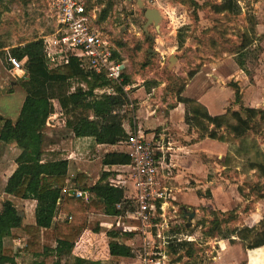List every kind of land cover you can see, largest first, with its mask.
I'll return each mask as SVG.
<instances>
[{
  "label": "rangeland",
  "instance_id": "1",
  "mask_svg": "<svg viewBox=\"0 0 264 264\" xmlns=\"http://www.w3.org/2000/svg\"><path fill=\"white\" fill-rule=\"evenodd\" d=\"M240 1L241 3L237 1L239 11L217 13L213 6L221 3L222 0H142L144 6H140L138 0H112L113 6L109 16L100 21V26L104 32L110 34V38L116 41L120 56L126 64L125 74L130 81L128 83L130 99L128 104L120 110L121 115L125 116V121H130L132 124L138 121L144 122L141 129L147 133L174 132L170 129L163 130L168 120L166 119L168 110L177 102V90L182 86L186 89L196 76L199 78L188 89L189 94H194V90L197 94L200 90H212L210 97L220 107L219 113L223 112L224 103L234 96V82L240 87L244 105V95L248 92V97H251L254 90L258 91L254 95L261 97L260 104H264V27H261L264 25V0ZM108 2L109 0L98 1L101 12ZM143 7L160 10L162 20L159 28L150 24L147 26V31L144 30L146 18ZM256 22L257 40L239 53L245 32L250 30ZM55 26L56 17L49 10L47 0L0 1V44L5 46L2 49L3 53H0V114L3 118L16 120L26 96L20 78L9 70L8 58L12 48L52 34ZM172 56L174 59L171 63ZM192 73L195 74L193 78H191ZM76 86L77 83L74 82L72 90ZM141 86H145L146 90H138ZM240 106L234 99V102L226 109L235 110L241 108ZM137 116L140 118L137 119ZM175 118L177 120L174 121H181L180 115ZM228 119L231 123L234 122L231 113L228 114ZM63 128L60 134L67 140L70 137V129ZM194 128L196 126L186 125L188 132ZM221 134L228 141L225 143L231 155L226 160V155L221 159L209 158L212 169L208 178L203 179L206 181L203 186L191 179L189 186L194 190L185 191L187 194L191 193L184 195L185 202L188 204L179 203V208L184 205L189 211H196L200 217L199 219L194 217L192 229L185 230L184 227H190L186 226L188 216L180 212L179 218L175 221L176 225L172 228L174 235L192 236L194 231L200 228L197 226L198 222L212 218L210 210H221L219 206L222 208L228 205L229 196H231L232 206L230 205L228 210H233L232 212L238 217L236 222H244L245 216L249 215L256 201L261 199V195L264 196V181L259 178L260 175L256 169L249 168V163L244 158L245 154H249L248 157L254 161L264 159V126H261L259 130L255 128L254 132L248 135L246 140L244 139L246 142L244 144L242 139H236L226 128L221 130ZM79 142L76 145L77 149H84L79 156L75 157L81 164H86L85 167H81V172L88 170V173H83L87 176V182L93 185L105 170L102 163L105 151L104 149L95 150L94 145L91 146L88 142L85 144ZM67 143L70 144V140ZM208 148L216 150L218 147L210 145ZM46 152H60V156L68 158L70 150ZM237 153L239 155H236ZM74 171L75 169L72 168V173ZM78 172L80 171L75 172L74 175ZM119 173L126 178L130 177L127 171L116 172L113 176ZM219 186L220 189L215 191L216 198L212 195L208 196L212 193L213 187L217 189ZM192 194L216 200L215 203L207 201L210 203L209 207L197 206V199L195 200ZM19 202L22 200L16 197L15 205ZM28 204L26 222L30 220L29 215L33 214L34 209L32 200ZM212 204L215 205V209L212 208ZM18 208L20 209V205ZM17 213L20 217L18 209ZM236 222H231L229 228H232ZM22 225L23 219L20 220L19 235L24 234ZM87 229H92L93 232L115 230L120 233L121 238L135 234L134 225L132 221L126 219V215L106 214L103 210L89 216ZM199 230L202 231L201 228ZM198 236L196 238L192 236L195 239L196 248L193 261L196 264H209L216 254V249L206 243L211 238H204L202 232ZM46 242L50 246L54 244L49 237ZM24 244L25 241L21 240L20 244L14 243L13 246L18 251L22 250ZM77 245L81 248V238L75 247ZM97 245L96 256H102L103 243L97 242ZM184 252L182 250L180 254ZM27 255L21 253L16 264H32V259ZM179 256L170 251L167 254V264H185L187 258L178 259ZM257 257H259L258 262L264 263V251ZM109 258L113 264L139 263L134 257H124L119 260L112 259L111 256ZM63 260L58 263L55 258H51L50 262L72 264L74 258L71 256Z\"/></svg>",
  "mask_w": 264,
  "mask_h": 264
},
{
  "label": "trees",
  "instance_id": "2",
  "mask_svg": "<svg viewBox=\"0 0 264 264\" xmlns=\"http://www.w3.org/2000/svg\"><path fill=\"white\" fill-rule=\"evenodd\" d=\"M112 6L113 2L109 0L100 14V21L107 19ZM213 7L217 13L239 11L236 0H222ZM256 25L257 22L245 32L239 53L257 40ZM4 47L0 44V53H3ZM10 55L23 62L27 76L23 80L20 78L26 92L20 113L15 121L6 120L4 128L6 133L10 132L14 136L16 144L22 150L16 158L17 168L8 178L4 191L20 199H34L37 204L35 222L22 226L27 239L22 250L17 251L13 245L5 244V237L12 234L17 222V208L11 199L3 201L0 210V257H10L12 264H16V258L25 253L34 258L33 264H50L51 258L61 262L62 259L73 255L77 242L89 226L90 214L103 210L106 214L125 215L127 211L133 210V205L126 198V188L111 182V171L103 170L93 185L87 182V176L83 172H78L70 178L69 158L60 156V152L43 150V130L53 116L61 113L65 117L66 127L71 129L76 137H92L97 144L105 146L122 143L128 139L129 133L124 128L125 116L121 115L120 110L130 99L129 92H126L123 85L130 81L125 74L123 85H112L105 74L86 72L75 56L71 57L67 64L51 67L44 41L40 38L13 47ZM194 76L192 73L191 78ZM74 82L77 86L72 90ZM107 87H112L114 92H97ZM233 87L235 102L240 104L241 108L227 109L223 114L212 115L197 99L183 96L185 86H182L177 90L176 97L179 103L185 105V122L198 127L202 131L201 137L228 142L221 134V130L226 128L236 139H242L243 144L246 143L245 138H248L255 128L259 130L264 126V108L245 106L242 103L240 87L235 82ZM229 113L234 119L233 123L228 119ZM3 120L5 118L0 114V123ZM230 155L228 152L225 160L229 159ZM248 155L245 154L244 158L248 161L249 168L256 169L259 178L264 181V159L254 161ZM129 161L125 152H108L103 158L104 165L127 164ZM69 182L76 191L87 195L71 194ZM211 195L212 193L208 194ZM260 198L264 196L261 195ZM186 209L181 206L179 212L184 214ZM232 211L210 210L212 218L202 219L197 224L198 227L201 226L204 238L233 240V236H236L247 248L263 246L264 218L252 227L229 228L230 223L238 219ZM58 212L64 214V218L60 219ZM46 228H54L55 247L45 243ZM184 229L191 230L192 226ZM106 235L109 238V253L112 259L134 256L132 248L118 240L119 232L107 230ZM16 236L13 234V238ZM169 247L172 254L180 255L178 259L187 258L185 264H196L193 261L196 255L194 241L175 240ZM182 250L185 251L184 254H180ZM170 251L168 249V253ZM73 258L72 264H105L101 260L81 256Z\"/></svg>",
  "mask_w": 264,
  "mask_h": 264
},
{
  "label": "built area",
  "instance_id": "3",
  "mask_svg": "<svg viewBox=\"0 0 264 264\" xmlns=\"http://www.w3.org/2000/svg\"><path fill=\"white\" fill-rule=\"evenodd\" d=\"M98 1L47 0L49 10L56 17L54 32L42 38L47 60L51 67H58L75 56L86 72L105 74L112 85H123L126 64L116 41L100 26ZM8 62L11 73L22 79L27 76L23 62L17 57L10 55ZM123 86L126 92L130 90L128 84ZM97 92L113 93L114 89L107 87ZM120 144L130 161L120 164L118 170L129 172L130 177L119 173L111 182L126 188V198L131 201L133 210L125 215L132 221L135 234L120 236L118 240L132 248L138 264H167L172 242L195 241L191 235L172 234L180 208L171 203L173 187L167 179L169 173L173 175L168 160L171 141L163 133L149 136L139 129L129 132L128 139ZM127 180L131 181L130 188L126 187ZM75 193L85 196L80 191L75 190Z\"/></svg>",
  "mask_w": 264,
  "mask_h": 264
},
{
  "label": "crops",
  "instance_id": "4",
  "mask_svg": "<svg viewBox=\"0 0 264 264\" xmlns=\"http://www.w3.org/2000/svg\"><path fill=\"white\" fill-rule=\"evenodd\" d=\"M261 27H264L262 25ZM199 76L194 77L192 79V82L187 85L186 89L183 92V96L195 98L199 102H201L208 111L212 115H218L223 114L226 112V108L229 104L234 102L235 99V92L233 98H229L223 105V112L219 113L218 110H220L219 106L216 104V102L210 97V94L212 93V90H200L197 93L196 90H194V94H189V88L192 86L194 82H197ZM254 87V84L252 85ZM138 90H146L145 86H141ZM154 90V89H152ZM225 91V90H220ZM254 93H258L257 90H254ZM253 95L251 97H248V92L244 95V101L245 106L254 107L262 109L264 108V104H260L261 97ZM25 99V97H24ZM23 99V101H24ZM23 104V102H22ZM21 110V109H20ZM168 115L166 117L167 122H165V128H163L164 131H168L169 129L174 132H162L163 135H167L171 141V147L172 149L168 153V160L170 162V167L172 169L173 175L170 176V173L167 175V179L169 184L173 187V197L171 199V203H173L176 206H180L179 203H185V198L187 192L186 190H194L189 184L192 182L191 179L195 180L198 185L203 186V184L206 182L203 179H207L208 175L210 173L211 167V161L209 158H222L228 153V145H226L225 142H221L219 140L211 139L209 137H201L202 132L199 128H194L191 132H188L186 130V125H188L185 122V105L183 103H179L178 101L175 103L174 107L168 110ZM20 113V112H19ZM181 116V121H174L177 120L175 116ZM62 116V117H61ZM140 116H137V119H139ZM17 119V118H16ZM6 120L1 121L0 123V210L2 208V203L5 199H11L16 202V197L6 193L4 191L5 186L7 184L8 178L12 175V173L17 168L16 158L21 153V148L18 147L16 144V141L14 139V136L11 135V133H6V130L4 129L6 126ZM15 121V120H13ZM142 121L134 122L133 124L130 123V121L124 122V128L129 133L133 130H142L143 126ZM137 124V125H136ZM66 128L65 124V117L61 113H57L55 116H53L50 121L48 122L47 126L43 130V150L46 151H59V150H70L69 152V160H70V167H69V177H74L75 172L80 171L81 167H85L86 164L77 161L75 156H79L82 149H77L76 145L78 141L79 143L85 144L88 142L95 150L104 149L105 154L108 152H125L124 147L121 144L118 145H112V146H105L97 144L92 137H76L73 133V131L70 129V137L69 139H64L65 136H62L60 133ZM139 127V128H138ZM213 127V125H211ZM147 133V132H146ZM149 136H152L153 134H156L155 132L147 133ZM161 133H159L160 135ZM158 135V134H157ZM66 138V137H65ZM70 140V144L67 143ZM209 144V145H208ZM217 146L218 148L216 150H211L208 148V146ZM48 146V148H47ZM67 147V148H66ZM89 149L92 150V148L89 147ZM121 149V150H120ZM123 149V150H122ZM105 156V155H104ZM104 158V157H103ZM103 163V160H102ZM104 165V164H103ZM120 164H114V165H104L106 171H116L118 170ZM72 168L75 169V171L72 173ZM78 168V170H77ZM83 172H87L88 170H84ZM114 172V173H116ZM113 173V174H114ZM89 176V175H88ZM119 174H116L115 176H111L110 180L114 179L115 177H118ZM100 178V177H99ZM129 180L126 181V187L130 186ZM71 183V182H70ZM227 183V182H225ZM202 184V185H201ZM215 184V183H212ZM217 184V183H216ZM221 184H224V182H221ZM71 187L73 185L71 184ZM199 187V186H198ZM130 188V187H128ZM213 187L212 189V196L216 198V190ZM225 189V188H224ZM191 194V193H188ZM187 194V195H188ZM87 193H85V196ZM193 197H195V200L197 199V206H205L209 207L210 203L207 201H210L211 203H215L214 198L209 199L205 196H195L192 194ZM22 202H19L18 205H16L18 211L20 212L18 216L17 213V222L15 224V227L12 229V234L5 237V244L6 245H14L20 244L21 240L26 241L27 235L21 234L19 235L18 228H20V220L23 219V225L28 223H34L35 222V208H36V201L34 199H21ZM32 203L34 205L33 214L29 215L30 220L26 222L27 218V205L28 202ZM226 204V203H224ZM232 200L231 196H229V207H222V211H229L228 209L232 206ZM20 205V209L18 206ZM231 205V206H230ZM184 206V205H183ZM212 208L215 209V205L212 204ZM264 198L258 199L255 203L254 208L250 211L249 215L245 216L244 222L238 221L236 222L233 227H243V226H254L258 224L263 218H264ZM199 211V209H197ZM22 211V212H21ZM26 215H25V213ZM64 214H61L58 212V217L60 219L64 218ZM92 214L90 215V217ZM200 214L195 215L196 219H199ZM25 223V224H24ZM201 228V226H199ZM199 228V229H200ZM199 229H196L192 236L199 237L200 231ZM13 234H16L17 236L13 238ZM50 238L51 241L54 243L51 245L52 247H55L56 245V239H55V232L54 228H46L44 230V240L45 243L47 238ZM97 242L103 243V250H102V256H96V250L98 249ZM207 244L211 245L212 247H215L216 254L213 256L212 262L209 264H241L243 262L247 264H264L262 262L257 261V257L260 252L264 251V245L257 247V248H247L245 244L238 239V237L233 236V240L229 239H223V238H211V240L206 241ZM80 245V243L78 244ZM77 247L74 248L72 257L75 256H81L85 258H90L93 260H101L105 264H113L110 261V253H109V238L106 235L105 231L101 232H93L92 229H87L83 235L81 236V248ZM50 246V245H49ZM28 257L32 259V264L34 261V258L28 254ZM256 258V259H255ZM255 259V260H254ZM18 258H16V263H18ZM64 260L62 259L61 262ZM13 261L10 257H0V264H12ZM59 263V262H58ZM50 264H56L50 262ZM206 264V263H202Z\"/></svg>",
  "mask_w": 264,
  "mask_h": 264
},
{
  "label": "water",
  "instance_id": "5",
  "mask_svg": "<svg viewBox=\"0 0 264 264\" xmlns=\"http://www.w3.org/2000/svg\"><path fill=\"white\" fill-rule=\"evenodd\" d=\"M138 4L140 6H144L142 0H138ZM144 15L146 18V23L144 25V30L147 31V26L153 24L156 28H159L160 21L162 20V14L158 8H144ZM174 56L171 57L170 61L173 62ZM5 91V90H4ZM68 187H71V183H68ZM71 194H75V189H70ZM196 215V211H189L188 209L185 210V216H188V224L186 226H191L192 220Z\"/></svg>",
  "mask_w": 264,
  "mask_h": 264
}]
</instances>
